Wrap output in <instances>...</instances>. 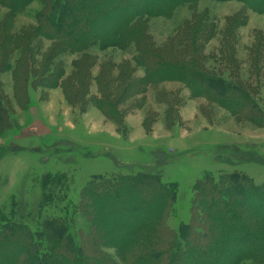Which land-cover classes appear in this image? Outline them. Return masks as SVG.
<instances>
[{"label":"rangeland","instance_id":"obj_1","mask_svg":"<svg viewBox=\"0 0 264 264\" xmlns=\"http://www.w3.org/2000/svg\"><path fill=\"white\" fill-rule=\"evenodd\" d=\"M42 9L41 0L17 14L0 5V105L6 119L0 125V150L15 148L0 158V226L17 219L40 228L45 219L62 217L65 207L79 209L92 180L129 172L119 162L177 183L176 201L164 220L169 234L195 222V185L205 174L217 178L239 171L264 184V120L248 112L234 114L222 102L227 98H212L219 96L216 89L208 96L179 80L149 83L142 65L145 49L173 63L198 55L207 75L241 85L264 111V12L241 0L187 2L167 16L138 18L125 47L70 53L38 34ZM199 24L198 35L191 36ZM54 71L58 85L41 86L48 77L55 80ZM145 192L147 200L156 199L145 215H154L161 196L152 186ZM94 222L78 215L71 232L78 238L94 233ZM203 222L198 227L207 235ZM238 231L227 229L231 235L225 241L202 235L200 245H229L217 254L216 264H251L250 259L229 262L240 252L233 235ZM128 235L116 238L124 242ZM189 239L193 244V236ZM105 249L117 264L125 263L118 248ZM11 252L12 259L26 256L16 245Z\"/></svg>","mask_w":264,"mask_h":264},{"label":"trees","instance_id":"obj_2","mask_svg":"<svg viewBox=\"0 0 264 264\" xmlns=\"http://www.w3.org/2000/svg\"><path fill=\"white\" fill-rule=\"evenodd\" d=\"M33 1L0 0V5L17 14L23 12ZM41 1L43 9L37 17L38 34L56 40L63 52L77 53L93 46L125 47L130 41L131 30L138 18L167 16L178 5L196 3L199 0H150V4L146 6L142 5L148 2L147 0ZM241 1L264 12V0ZM121 9L124 11L116 18ZM98 23L102 24L100 28L88 29L97 27ZM200 27L203 25L199 24L191 36L196 37ZM132 36L137 37V33L133 32ZM142 61L149 83L179 80L187 83L192 90L198 91V94L208 96L209 90L216 89L219 96L212 98H219V101L227 98L222 102L234 114L248 112L259 120H264V111L241 90V85L207 75L202 69L198 55L189 61L183 59L182 62L173 63L145 49ZM56 73L54 71L51 76L55 78L54 81L48 77L41 82V86L56 87ZM229 96L232 99H229ZM102 107L105 108L106 105L102 103ZM1 108L0 105V111ZM1 112L0 125H4L6 119ZM106 113L111 115L109 110ZM15 127L20 126L15 124ZM14 149L9 146L2 147L0 158L4 154L14 152ZM92 156L96 154L92 153ZM119 165L129 172L109 177L99 176L95 181L92 180L83 190L79 209L77 205H73L72 211L65 207L61 211L64 213L62 217L45 219L40 228L35 229L36 224L17 219L7 220L0 226V264H117L106 252L107 247L118 248L124 264H199L198 261L202 260H205L206 264H216L217 254L224 252L229 245L221 244L215 249L214 245L209 243L202 247L200 240L205 236L228 240L231 234L226 231L230 227L240 229V232L233 235L237 236L236 242L240 247L241 257L235 255L228 261L250 259L251 264H264V184L256 183L253 178L239 171L223 173L217 178L212 173L205 174L195 185V222L181 226L178 232L169 234L164 220L176 201L177 183L164 182L159 175L152 172H134L135 169L141 168L137 164L119 162ZM149 186L160 194L161 199L155 214L146 216V212H149L148 205L152 209L153 202L156 201L154 196L146 199L145 191ZM226 203H234V208L227 207ZM217 205L226 209L217 211ZM241 213L242 217H239ZM74 214L89 216L91 220H95L91 225L94 233L86 231L82 232L81 238L75 237L71 232L76 219ZM142 215L145 220L140 222ZM204 218H207L206 221ZM96 221L99 223L98 227L95 226ZM198 221H204L208 226L207 235L203 228L201 230L198 227ZM4 231L7 233L3 234ZM122 233L129 234L124 242L116 238ZM190 236H193V244L192 241L190 243ZM252 236H258V243L251 244L246 241ZM230 244L233 246L231 242ZM12 245L23 248L26 256L18 254L16 259H12Z\"/></svg>","mask_w":264,"mask_h":264},{"label":"crops","instance_id":"obj_3","mask_svg":"<svg viewBox=\"0 0 264 264\" xmlns=\"http://www.w3.org/2000/svg\"><path fill=\"white\" fill-rule=\"evenodd\" d=\"M107 147H109V146H107Z\"/></svg>","mask_w":264,"mask_h":264}]
</instances>
